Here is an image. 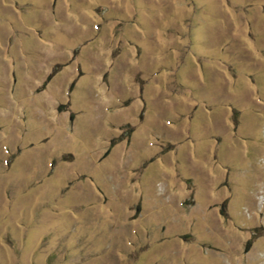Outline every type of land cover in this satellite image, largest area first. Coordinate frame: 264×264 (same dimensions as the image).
<instances>
[{
    "label": "rangeland",
    "instance_id": "rangeland-1",
    "mask_svg": "<svg viewBox=\"0 0 264 264\" xmlns=\"http://www.w3.org/2000/svg\"><path fill=\"white\" fill-rule=\"evenodd\" d=\"M0 264H264V0H0Z\"/></svg>",
    "mask_w": 264,
    "mask_h": 264
}]
</instances>
